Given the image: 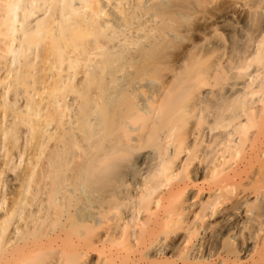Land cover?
Here are the masks:
<instances>
[{"label": "bare ground", "instance_id": "6f19581e", "mask_svg": "<svg viewBox=\"0 0 264 264\" xmlns=\"http://www.w3.org/2000/svg\"><path fill=\"white\" fill-rule=\"evenodd\" d=\"M0 264H264V0H0Z\"/></svg>", "mask_w": 264, "mask_h": 264}]
</instances>
